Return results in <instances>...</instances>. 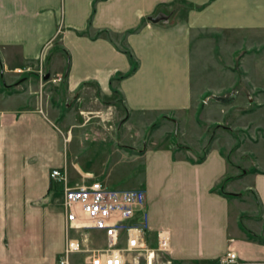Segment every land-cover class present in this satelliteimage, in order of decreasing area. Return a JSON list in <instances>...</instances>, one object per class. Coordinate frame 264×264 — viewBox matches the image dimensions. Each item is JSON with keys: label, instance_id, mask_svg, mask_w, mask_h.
Returning a JSON list of instances; mask_svg holds the SVG:
<instances>
[{"label": "crops", "instance_id": "1", "mask_svg": "<svg viewBox=\"0 0 264 264\" xmlns=\"http://www.w3.org/2000/svg\"><path fill=\"white\" fill-rule=\"evenodd\" d=\"M159 13L169 19L148 21ZM205 35L255 49L264 38V0H0V264H57L63 184L50 178L53 170L68 186L142 189L147 243L155 247L156 233L166 231L175 263L219 264L231 250L237 264H264V243L240 228L264 238V137L237 142V130L223 125L231 108L201 105L208 90L225 89L197 90L205 72L196 73L193 59ZM211 58L216 69L206 70L224 73ZM240 66L251 75V62ZM87 92L120 98L125 125L86 124L68 109L66 100ZM234 96L240 107L254 100ZM50 98L64 102L63 113ZM217 107L215 121L209 113ZM198 121L206 124L201 132ZM168 123L173 132L155 134ZM88 240L91 249L105 246L99 231Z\"/></svg>", "mask_w": 264, "mask_h": 264}, {"label": "built area", "instance_id": "2", "mask_svg": "<svg viewBox=\"0 0 264 264\" xmlns=\"http://www.w3.org/2000/svg\"><path fill=\"white\" fill-rule=\"evenodd\" d=\"M31 72L30 68L18 73ZM43 82L46 75L39 68ZM50 178L63 184L62 208L65 243L57 264H75V256L84 255L78 264H178L171 258L166 231L156 233V245L146 238V196L142 189H110L98 181L68 186L66 176L53 170ZM90 230L105 236V246L88 247ZM219 264H237V255L228 251Z\"/></svg>", "mask_w": 264, "mask_h": 264}, {"label": "rangeland", "instance_id": "3", "mask_svg": "<svg viewBox=\"0 0 264 264\" xmlns=\"http://www.w3.org/2000/svg\"><path fill=\"white\" fill-rule=\"evenodd\" d=\"M200 39L201 42L196 47V49H199V51H195L196 54L193 61L196 68L195 70L197 71L196 73L203 71L205 72V84L197 85V90L201 92L203 88H225L224 91L220 93H218L217 90L216 92L208 90V100H206V102L203 101L201 105L216 104L219 106L222 105L223 107H226L228 109L231 108L230 112L233 114V116H229V118L227 117L228 120L226 121V123L223 122V125L226 127H232L237 130V134L239 136V138H237V142L250 144V142H255L253 141L254 137L261 142V137H264V44H262L264 38L259 37L255 49L253 48L252 50L248 49V45H245V49L240 50V43L234 42V40H232V38L229 36L227 37V40L223 36L219 35L210 37L209 35H205L203 37L200 36ZM224 42L226 43L225 46L222 45ZM209 51L211 57L214 56V58H216V60H218L221 65L225 66L224 68H226V70L224 73L220 74L214 69L209 71L206 70V67L209 66V64L211 67L216 69L215 62L208 54ZM242 60L245 63L251 62V65L253 66V69H251V75L246 74L242 70L240 66V62H242ZM259 65L262 66L258 68ZM43 72L46 75L45 69L43 70ZM9 76L14 77L15 75ZM9 80H11V82H14L17 79L10 78ZM38 81L40 80L38 79ZM40 83L42 84L44 82ZM49 84V86L51 87H49L48 91L52 93L50 96H55V94H53L54 89L52 88V86L54 85L52 83ZM239 93H243V95L248 94L252 96L251 98H253L254 100L248 101V99L246 98L247 100L242 101L243 107H240L238 105L239 102L234 99V95H238ZM225 94H227V96H225ZM95 97L96 96H94L93 92H87V94L85 93L84 95H82L80 100H66L68 109H78L79 116L84 118L83 121H85L86 124H97L105 126L108 125L110 127H113L114 131H116L117 125H125V113L123 112V105L120 98L108 100L104 99L100 94H98L97 98ZM51 103L53 104V106L55 105V108H59L60 112L63 113L65 105L62 104H64V102L60 106H58L59 103L54 102L53 100H51ZM200 110L201 107L199 108V111ZM213 110L215 113L212 111L209 113V115L213 117L215 121H218L220 116L218 107L215 109L213 108ZM247 110H252L253 112L251 111L248 113ZM256 114H258V116ZM149 119L150 120H147V126L150 125V121L152 118ZM130 123L135 126L141 127L135 118L130 121ZM199 126L201 128H198L197 130L198 132H201L205 129L206 124L204 122H199ZM216 126V123L210 125L211 131L207 135L208 137L213 132H215V129H217ZM164 127L165 128L158 129V131L156 130L157 133L155 134L162 136V134L164 133L173 132V127L169 123ZM149 129L148 132L150 134L151 131H149ZM152 135H150L149 137H151ZM179 135V132H177L176 135L174 134L173 136H170L172 137L173 141L177 142ZM149 137L147 139H149ZM73 146H76V144H73ZM118 146H121V144H118ZM138 148H141V144L138 145ZM136 173L137 172L133 173L134 175H131L129 180L126 179L128 185H132L134 183L135 179L133 176H135ZM78 263L79 260H75V264Z\"/></svg>", "mask_w": 264, "mask_h": 264}, {"label": "trees", "instance_id": "4", "mask_svg": "<svg viewBox=\"0 0 264 264\" xmlns=\"http://www.w3.org/2000/svg\"><path fill=\"white\" fill-rule=\"evenodd\" d=\"M134 70H135V66L132 64L130 73H133ZM225 195L232 196L231 194H225ZM240 228L244 231V233L246 234L248 239L253 240V241H257L259 243H264V238H260L256 235L252 234L251 232L247 231L241 224H240Z\"/></svg>", "mask_w": 264, "mask_h": 264}, {"label": "water", "instance_id": "5", "mask_svg": "<svg viewBox=\"0 0 264 264\" xmlns=\"http://www.w3.org/2000/svg\"><path fill=\"white\" fill-rule=\"evenodd\" d=\"M147 19L149 22L157 24L160 22H166L169 19V15H166L165 13H159L156 16L148 17Z\"/></svg>", "mask_w": 264, "mask_h": 264}]
</instances>
